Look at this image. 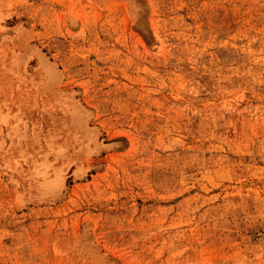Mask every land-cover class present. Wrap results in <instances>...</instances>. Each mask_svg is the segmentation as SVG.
I'll return each instance as SVG.
<instances>
[{"label":"rangeland","instance_id":"374dc122","mask_svg":"<svg viewBox=\"0 0 264 264\" xmlns=\"http://www.w3.org/2000/svg\"><path fill=\"white\" fill-rule=\"evenodd\" d=\"M0 264H264V0H0Z\"/></svg>","mask_w":264,"mask_h":264}]
</instances>
